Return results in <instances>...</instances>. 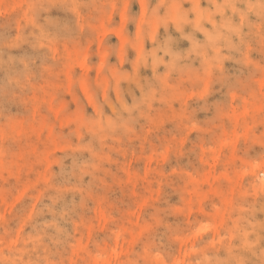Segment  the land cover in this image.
<instances>
[{
	"label": "rangeland",
	"instance_id": "rangeland-1",
	"mask_svg": "<svg viewBox=\"0 0 264 264\" xmlns=\"http://www.w3.org/2000/svg\"><path fill=\"white\" fill-rule=\"evenodd\" d=\"M262 165L264 0H0V264H250Z\"/></svg>",
	"mask_w": 264,
	"mask_h": 264
},
{
	"label": "bare ground",
	"instance_id": "bare-ground-1",
	"mask_svg": "<svg viewBox=\"0 0 264 264\" xmlns=\"http://www.w3.org/2000/svg\"><path fill=\"white\" fill-rule=\"evenodd\" d=\"M256 1H260V0H256ZM217 34H218V32H215L214 34L210 35L209 37L212 38V37L216 36ZM191 43H192V41H191ZM172 56L174 59V58H176L177 54L173 53ZM6 71L7 70L5 69V74H6ZM262 167H264V165H262ZM260 203L264 205V199ZM59 214H61V213H59ZM263 217H264V215H263ZM256 221L257 222L253 225L254 228H257L258 231H264V219H257ZM242 238H245V235H242ZM256 239L257 240L259 239L258 234H256ZM245 246L247 247V243H246V241H243L241 248L245 249ZM241 256L242 255L234 256V255L226 254L223 258L214 257V258H211V259L206 260V261H207V264H244L243 263L244 258H242L243 256L242 257ZM247 259L249 260L250 264H262V263H264V249L260 248L259 253H250V256H247Z\"/></svg>",
	"mask_w": 264,
	"mask_h": 264
}]
</instances>
